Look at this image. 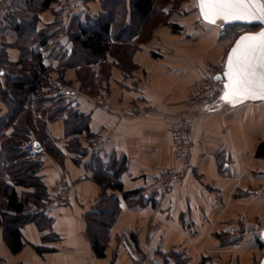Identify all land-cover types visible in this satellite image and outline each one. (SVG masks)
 I'll use <instances>...</instances> for the list:
<instances>
[{
	"label": "crops",
	"instance_id": "1",
	"mask_svg": "<svg viewBox=\"0 0 264 264\" xmlns=\"http://www.w3.org/2000/svg\"><path fill=\"white\" fill-rule=\"evenodd\" d=\"M8 1L17 9L15 22L32 15L26 9L27 0ZM64 1L53 0L37 9L35 31L52 34L46 43L30 39L28 48L39 54L53 82V90L41 87L47 97L44 105L59 94L57 81L71 82L77 93L70 105L85 115L87 128L66 134L65 111L51 119L47 112L32 107V117L42 120L46 135L39 144L36 175L50 198L43 211L50 223L20 225L21 245L13 251L1 216L3 211L12 212L3 208L8 198L0 193V264H134L140 255L147 264H257L263 253L256 237L261 240L264 228V159L256 157L255 150L264 139V100L231 105L214 95L204 103L193 113L191 144L183 165L174 159L169 133L187 110L188 87L207 72L208 64L224 61L230 36H219L221 27L203 21L196 1H189L183 7L185 13L169 18L179 29L155 25L149 38L129 54L128 67L119 65L118 58L108 52L101 63L89 64L91 79L85 90L78 67H59V57L63 51L69 53L71 42L53 22L58 16L63 24L70 12L92 18L100 3L82 0L62 19ZM6 18L0 21V60L7 62L0 61V89L3 74L23 54ZM133 108L144 112H133ZM9 109L0 96V118H5L1 126L7 136L16 121L7 122ZM30 131V140L37 141ZM99 136L106 141L90 150L92 139ZM75 147L85 152L78 154ZM95 156L104 163L112 158L124 161L120 188L103 190L93 178L89 162ZM170 167L181 169L179 179L163 193L144 195L143 187ZM2 178L0 189L4 188L1 183L7 185L19 198L33 191L31 186L12 183L7 175ZM59 180L66 183L69 195L56 204L54 188ZM136 189L142 201L127 203L122 192ZM103 192L117 197L119 210L108 228L104 254L96 256L86 234L85 215L95 210ZM249 217H256L257 225L242 226V220L251 221Z\"/></svg>",
	"mask_w": 264,
	"mask_h": 264
},
{
	"label": "trees",
	"instance_id": "2",
	"mask_svg": "<svg viewBox=\"0 0 264 264\" xmlns=\"http://www.w3.org/2000/svg\"><path fill=\"white\" fill-rule=\"evenodd\" d=\"M51 1L53 0H27L26 9L32 11V15L23 21L15 22L17 9L15 14L6 16L9 24L17 33V45L23 54L18 62L11 64L13 68L3 74L4 87L0 89L1 98L10 108L7 122L16 120L14 129L7 136L1 126L5 118H0V136L4 137L0 146V182L4 181L2 175H7L14 184L33 187V191L19 198L13 188L1 183L4 188L0 189V193L8 198L3 208L12 212L9 214L3 211L1 216L5 230L8 232L7 241L13 251L18 250L21 245L18 234L20 225L34 221L39 227H44L49 226L50 223V218H47L40 210L27 212L29 201L38 207H45L50 201L45 186L36 175L40 164L39 159L28 158L25 153L19 151L21 143L30 140L31 129L34 139L39 144H42L46 138L42 120L32 117V107L47 112V116L51 119L57 118L61 112L65 111L66 134L87 128L85 115L73 110L70 103H65L60 94L52 97L54 101L50 105H44L47 97L44 96L41 87L48 86L53 90V82L48 80L47 66L35 50H29L28 43L30 39L46 43L52 34L44 30L35 31L37 9L46 8ZM174 1L179 2L180 0ZM99 3L100 10L92 18L70 12L67 21L63 24L58 16H55L53 22L59 25L60 30L67 36V40L71 42L69 53L66 54L63 51L59 57V67L62 69L69 66L78 67L77 73L85 90L88 80L91 79L89 64L96 61L101 63L107 52L118 58L119 65L128 67V57L131 51L139 42L149 38L153 28L160 21H163V24H169L174 30L179 29L176 23L166 20L169 11L165 9V5L168 0H99ZM155 17L162 18V20H154ZM239 25L247 26L252 30L258 27L240 23L220 27L225 30L226 34H229V29ZM233 40L234 38L231 39V43ZM0 61L7 64L3 57ZM216 83L220 86L218 81ZM218 92L220 91L217 88L215 95ZM48 147L47 145V150L52 153L53 148ZM75 148L78 154L82 155L85 152L83 149ZM255 156L264 159V139L257 144ZM89 166L94 170L93 178L103 190L107 187L120 188L118 177L124 168L123 160L112 158L104 163L96 160L95 156L91 164L89 162ZM122 198L129 204L140 203L143 195L138 189L128 190L122 192ZM118 210L117 197L113 194L106 195L103 192L95 210L85 215L86 234L96 256L104 254L107 231ZM256 238L260 248L264 250L263 242L258 237ZM36 248L41 250V247Z\"/></svg>",
	"mask_w": 264,
	"mask_h": 264
},
{
	"label": "built area",
	"instance_id": "3",
	"mask_svg": "<svg viewBox=\"0 0 264 264\" xmlns=\"http://www.w3.org/2000/svg\"><path fill=\"white\" fill-rule=\"evenodd\" d=\"M82 0H65L61 6L59 16L64 19L69 10L79 8ZM16 12V7L8 0H0V21L2 18L13 15ZM219 35L224 36L225 30L220 28ZM224 61L220 63V68L216 70L214 66H209L207 72L198 80L191 84L186 92V113L181 115L176 123L169 129L171 137V147L174 159L178 165H183L185 162L190 146L189 129L192 123L193 113L198 111L204 103L209 101L217 89V83L214 80V75L223 70ZM57 92L64 98L65 102L72 103L75 100L77 90L73 84L66 81H57ZM133 112H144V109H132ZM106 141L105 136L93 138L90 144V150L97 148L101 142ZM20 152L25 153L26 157L37 159L40 156V151L35 150L31 140H25L21 143ZM181 169L178 167H170L144 186L142 193L147 196L163 193L176 182L181 176ZM227 174V173H226ZM55 198L54 203H64L69 195V189L62 180H59L54 188ZM44 211L45 207H38L35 203H28L27 212ZM134 264H147V258L143 255L136 257Z\"/></svg>",
	"mask_w": 264,
	"mask_h": 264
},
{
	"label": "snow or ice",
	"instance_id": "4",
	"mask_svg": "<svg viewBox=\"0 0 264 264\" xmlns=\"http://www.w3.org/2000/svg\"><path fill=\"white\" fill-rule=\"evenodd\" d=\"M197 7L201 17L211 24L217 20L264 23V0H197ZM224 76L227 78L224 101L264 100V31L245 34L235 42L228 54Z\"/></svg>",
	"mask_w": 264,
	"mask_h": 264
},
{
	"label": "water",
	"instance_id": "5",
	"mask_svg": "<svg viewBox=\"0 0 264 264\" xmlns=\"http://www.w3.org/2000/svg\"><path fill=\"white\" fill-rule=\"evenodd\" d=\"M195 1H196V6H197V0H195ZM197 10H198V13H199L200 18L203 21L207 22L206 20H204L201 17L200 10H199L198 7H197ZM233 23H240V24H246V25H257L258 28L255 29V30L243 31V32L239 33L234 38V40L232 41L230 47L227 50V53H226V56H225V59H224L223 70L221 72H219V73H216L214 75V80L218 81L220 83V87H221L220 92L217 95V100L220 101V102H226V101H224L222 99V96H223V93H224V84L227 82V78L224 76V72L226 71V62H227L228 54L230 53L231 49L234 47L235 42L238 41L239 38L241 36L245 35V34H253V35H255V34H258L261 31H264V23H262L260 21H251V22H249V21H243V20H233V21L217 20V22L215 23V25L224 26V25L233 24ZM68 46H70V43H68ZM217 76H220L221 79L220 80L215 79V77H217ZM247 100H262V99H259V98H257V99H246V100H243V101H247ZM227 103H229V102H227ZM239 103H241V102H239ZM229 104L234 105V104H238V103H229ZM33 146H34L35 150H37V151H40L41 150V147H40V145H39V143L37 141H33ZM260 237H261V240H262V242L264 244V228L260 232ZM257 264H264V251H263V253H262V255H261V257H260V259H259V261H258Z\"/></svg>",
	"mask_w": 264,
	"mask_h": 264
},
{
	"label": "rangeland",
	"instance_id": "6",
	"mask_svg": "<svg viewBox=\"0 0 264 264\" xmlns=\"http://www.w3.org/2000/svg\"><path fill=\"white\" fill-rule=\"evenodd\" d=\"M189 1H192L193 2V0H180L179 2H175L174 0H168V3L165 5L166 7H165V9H167L168 11H169V14L167 15V17H166V20H169V18H171V16L172 15H174V14H179V12L180 11H182V13H185V11H184V5H185V3H189ZM156 19H158V20H162V18H157V17H155V19L154 20H156ZM158 20L156 21V22H158ZM163 21H160L157 25H161V24H163L162 23ZM156 25V26H157ZM170 26V25H169ZM171 28V30H173L174 31V29H172V27H170ZM258 28V27H257ZM247 30H252L251 28H249V27H247V26H244V25H239V26H234V27H232L231 29H229L228 30V32H229V34H226L225 33V35L224 36H221V37H231V39H233V38H235L239 33H241V32H243V31H247ZM255 30V29H254ZM218 34H219V32H218ZM220 36V35H219ZM222 61H220L219 63H217V64H208L207 65V68L209 67V66H214L215 68H216V70L218 69V68H220V63H221ZM65 81V80H64ZM66 82H69V81H66ZM69 83H71V82H69ZM72 84V83H71ZM217 88H218V90L220 91V89H221V87L219 86V84H217ZM187 92V91H186ZM219 93V92H218ZM218 93L216 94V95H218ZM185 97H186V94H185ZM185 103H186V98H185ZM186 113V112H185ZM184 114V113H183ZM182 114V115H183ZM191 127V126H190ZM190 144H191V140H190ZM172 148V147H171ZM189 148H190V146H189ZM189 151V150H188ZM263 159V158H262ZM249 219L251 220V221H249L248 220V222H246V221H244V220H242V222H241V225L243 226L244 225V227H245V225H247V224H245V223H250V224H252V225H257V223L256 222H258L257 221V219H256V217H249ZM249 225V224H248ZM243 230H244V228H243ZM255 235H256V233H255ZM262 251H264V250H262Z\"/></svg>",
	"mask_w": 264,
	"mask_h": 264
}]
</instances>
